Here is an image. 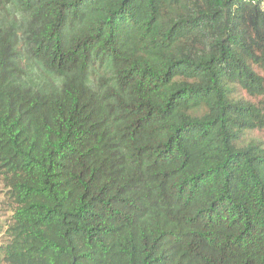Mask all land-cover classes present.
<instances>
[{
    "label": "trees",
    "instance_id": "16d2710c",
    "mask_svg": "<svg viewBox=\"0 0 264 264\" xmlns=\"http://www.w3.org/2000/svg\"><path fill=\"white\" fill-rule=\"evenodd\" d=\"M255 131L264 0H0V264H264Z\"/></svg>",
    "mask_w": 264,
    "mask_h": 264
},
{
    "label": "rangeland",
    "instance_id": "374dc122",
    "mask_svg": "<svg viewBox=\"0 0 264 264\" xmlns=\"http://www.w3.org/2000/svg\"><path fill=\"white\" fill-rule=\"evenodd\" d=\"M238 96L247 102L257 103L261 100L260 97H252L243 90H238ZM247 141H257L264 146V131H255L246 136ZM12 204L7 196V189L0 175V246L7 240V229L12 224Z\"/></svg>",
    "mask_w": 264,
    "mask_h": 264
}]
</instances>
